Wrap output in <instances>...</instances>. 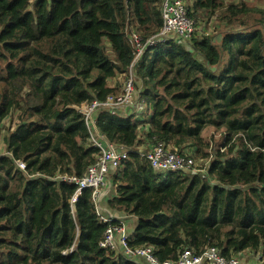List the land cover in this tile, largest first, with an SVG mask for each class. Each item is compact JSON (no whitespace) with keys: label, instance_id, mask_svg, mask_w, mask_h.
I'll use <instances>...</instances> for the list:
<instances>
[{"label":"trees","instance_id":"trees-1","mask_svg":"<svg viewBox=\"0 0 264 264\" xmlns=\"http://www.w3.org/2000/svg\"><path fill=\"white\" fill-rule=\"evenodd\" d=\"M191 1L193 18H219L220 42L167 40L132 67L129 34H158L163 0H0V138L17 120L0 153V264H138L101 247L108 225L92 190L72 206L78 187L59 179L83 177L98 155L81 105L115 95L109 81L131 68L138 105L97 115L98 131L130 154L107 201L137 219L129 246L161 262L209 247L264 261V9ZM209 127L224 137L204 173L163 174L142 156L160 144L208 158Z\"/></svg>","mask_w":264,"mask_h":264},{"label":"built area","instance_id":"built-area-1","mask_svg":"<svg viewBox=\"0 0 264 264\" xmlns=\"http://www.w3.org/2000/svg\"><path fill=\"white\" fill-rule=\"evenodd\" d=\"M161 15L163 20L162 28L158 34L148 40L144 41L136 30L129 34L130 42L136 51V59L132 67L148 47L167 40L188 45L196 34L201 36L204 32L196 30L197 19L190 15L189 7L184 0H163ZM135 95V74L131 68L120 95H109L103 101L94 100L91 103L81 105L80 111L84 115L86 127L91 134L89 142L93 147L97 148L98 155L95 163L90 166L83 177L59 178L69 181L78 187L74 197L71 199L72 206L76 204L84 190H92L96 213L100 221L108 225L101 247L117 254H123L138 264H264V261L260 260L259 257L254 261H240L235 257L227 259L214 247H209L199 254L190 249H185L176 260L161 262L154 255L151 247L140 246L133 248L129 246L132 232L127 229L125 222L119 220L110 212L107 208V201L113 194V184L109 177L119 171L124 162L129 159L130 154L124 145L111 143L98 131L97 115L100 110H108L112 113L117 110H121L124 113L128 112L134 105ZM189 150H185L184 153H177L170 147L159 144L151 147L148 151L141 150L142 152H140L144 160L156 172L163 174L172 172L195 173V160ZM17 166L22 171L26 170V164L23 159L17 161ZM114 222L119 223L116 225L113 224ZM141 261H145V263Z\"/></svg>","mask_w":264,"mask_h":264},{"label":"rangeland","instance_id":"rangeland-1","mask_svg":"<svg viewBox=\"0 0 264 264\" xmlns=\"http://www.w3.org/2000/svg\"><path fill=\"white\" fill-rule=\"evenodd\" d=\"M185 3L187 4L188 7H190L192 5V1L191 0H184ZM239 3H245L246 5H248L251 8H262L264 9V0H227V4H239ZM216 16V15H215ZM219 16V15H218ZM197 19V31H204L202 35H210L213 38L217 39V35H219V39L215 40V43H219L222 39V35H221V30L222 28L220 27V25H222L219 22V18L218 17H213V18H208L206 12L202 11L198 14V16L196 17ZM221 28V29H219ZM195 37H199L197 34ZM105 47L107 50V53L113 57L112 55V51L110 50V45L107 41H105ZM134 73V71H133ZM129 75H119L117 78L110 80V85L113 87L114 91H115V95H120L122 93L123 90V86L125 81L128 79ZM137 86H139V84L135 81V90L137 91ZM1 90V87H0ZM138 95L137 97H135L134 100V104L135 106L138 105ZM136 110V113L140 112V107H138ZM150 113V112H149ZM17 120L15 118H8L4 121L3 125H4V130L2 132L1 138H0V146L1 149H5L6 148V144H5V139L6 136L8 135V132L14 128L15 124H16ZM203 137L205 139V145H207L204 149L205 153L210 154V156L207 157H202V156H195L193 155L194 150H196L197 148H191L189 150V152L192 154L194 160H195V173H204L206 171V169L209 167L210 162L212 160V156L215 155V152L221 148V143L223 141V137H224V130H216L212 127H209L205 130V132L203 133ZM0 149V153L3 154L5 151H2ZM146 149V148H145ZM150 148H148L147 150H149ZM144 150V149H143ZM145 150V151H147ZM113 179V175L109 177V180ZM113 191V190H112ZM112 194V192H111ZM108 207V206H107ZM129 220H127L125 222L127 229L130 232H133V230L135 228H133L135 225H137V219L134 216H128Z\"/></svg>","mask_w":264,"mask_h":264},{"label":"crops","instance_id":"crops-1","mask_svg":"<svg viewBox=\"0 0 264 264\" xmlns=\"http://www.w3.org/2000/svg\"><path fill=\"white\" fill-rule=\"evenodd\" d=\"M220 27L224 30V27L223 25H220ZM219 28V29H221ZM0 149H1V146H0ZM2 150V149H1ZM2 151H5L3 154H6L7 153V148L3 149ZM108 208V207H107ZM109 209V208H108ZM110 212L116 217L118 218L119 220H122L123 222H126L127 220H129V217H127V215H124L122 213H119V212H116V211H113V210H110ZM127 223V222H126ZM136 226V225H135ZM135 226L133 228H135ZM235 258H237L238 260L240 261H254L256 260V256L253 255L251 252L249 251H246V252H243L241 254H238ZM142 263H145V261H141Z\"/></svg>","mask_w":264,"mask_h":264}]
</instances>
